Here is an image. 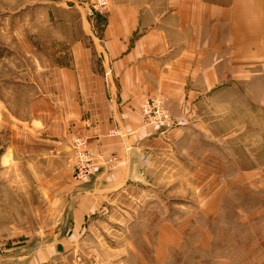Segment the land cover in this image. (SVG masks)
<instances>
[{"label": "rangeland", "instance_id": "1", "mask_svg": "<svg viewBox=\"0 0 264 264\" xmlns=\"http://www.w3.org/2000/svg\"><path fill=\"white\" fill-rule=\"evenodd\" d=\"M32 4L0 0V254L59 227L62 209H50L48 188L68 194L98 173L89 140L71 139L74 126L65 131L63 122L65 110L86 103L89 83L63 82L59 73L71 68L82 26L68 25L64 10ZM110 6L89 24L102 30ZM232 37L233 54L248 57L192 112L174 115L165 96L140 98L156 138L139 154L140 176L110 178L124 189L67 243L71 258L56 253L53 264H264V39ZM146 100L161 121L143 117Z\"/></svg>", "mask_w": 264, "mask_h": 264}, {"label": "crops", "instance_id": "2", "mask_svg": "<svg viewBox=\"0 0 264 264\" xmlns=\"http://www.w3.org/2000/svg\"><path fill=\"white\" fill-rule=\"evenodd\" d=\"M23 1L33 8L43 3L49 10H64L70 15L68 25L78 20L82 35L70 49L71 68L59 73L63 82L89 83L80 96L86 103L72 105L78 110L73 114L65 110L63 122L65 131L74 126L71 139L89 140L97 178L68 194L48 188L50 209H62L54 219L59 227L34 237L21 250L0 254L25 264H53L56 253L71 258L67 243L82 238L108 195L124 189L110 178L124 183L140 176L135 172L139 154L156 140L139 114L140 98L165 96L174 115L192 112L202 95L230 79L233 64L248 57V51L233 54L232 34L264 39V0H111L102 30L89 24L85 0ZM102 19L97 17V23ZM101 179L107 184L98 185Z\"/></svg>", "mask_w": 264, "mask_h": 264}, {"label": "built area", "instance_id": "3", "mask_svg": "<svg viewBox=\"0 0 264 264\" xmlns=\"http://www.w3.org/2000/svg\"><path fill=\"white\" fill-rule=\"evenodd\" d=\"M85 4L87 5L86 10L88 17L93 22V19L106 15L109 8L110 0H87ZM152 107H155V105L151 103L150 100H146L145 108L142 111L143 117L147 118V120L149 119L151 123H157L161 121V118L164 115L161 113L160 115L158 112H154ZM109 134L113 135L112 132H110Z\"/></svg>", "mask_w": 264, "mask_h": 264}, {"label": "water", "instance_id": "4", "mask_svg": "<svg viewBox=\"0 0 264 264\" xmlns=\"http://www.w3.org/2000/svg\"><path fill=\"white\" fill-rule=\"evenodd\" d=\"M58 250L62 252L63 249L61 247H59Z\"/></svg>", "mask_w": 264, "mask_h": 264}]
</instances>
